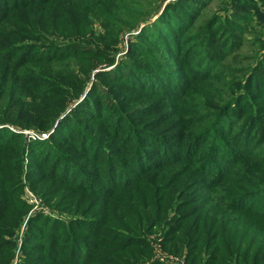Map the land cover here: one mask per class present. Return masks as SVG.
Instances as JSON below:
<instances>
[{"label": "rangeland", "instance_id": "obj_1", "mask_svg": "<svg viewBox=\"0 0 264 264\" xmlns=\"http://www.w3.org/2000/svg\"><path fill=\"white\" fill-rule=\"evenodd\" d=\"M31 1L0 0L2 106L35 101L0 122V264H264V0Z\"/></svg>", "mask_w": 264, "mask_h": 264}, {"label": "trees", "instance_id": "obj_2", "mask_svg": "<svg viewBox=\"0 0 264 264\" xmlns=\"http://www.w3.org/2000/svg\"><path fill=\"white\" fill-rule=\"evenodd\" d=\"M35 1V0H34ZM34 1H31V2H33V3H31V4H29L27 7H31L32 5H34ZM44 1H47V0H44ZM50 1H54V0H48V2L47 3H49ZM59 2H62V0H59ZM237 2H239V3H237ZM171 5V4H170ZM232 5H233V8L235 9L234 11H235V14H236V16H241V15H248L249 14V12L251 11V8L247 5V2H246V0H238V1H234L233 3H232ZM20 7V6H19ZM170 6L168 5L167 6V8L165 9V10H167L168 8H169ZM11 11V10H10ZM166 13H169L170 14V18L171 19H173V21H174V19H178L179 21H178V24L177 25H179L180 24V26L178 27L179 28V30L178 31H180V32H185V31H187V28L188 27H190L191 26V24L193 23V21H190L191 20V17L193 18V14H189V15H187L186 14V16H183V17H181L182 15H180V18H172V16H174L175 14L173 13H171V12H166ZM154 15L152 16V17H154V16H156V19H158V17L160 16V12L159 11H157L156 13H153ZM152 17L150 18V19H147V20H152ZM193 19H195V17L193 18ZM186 20H188V21H190V22H188V23H186ZM145 21V20H144ZM139 22H141V21H139ZM167 22V21H166ZM62 23H65V21H63ZM61 23V24H62ZM67 23V22H66ZM86 24V23H85ZM165 26V25H164ZM166 27V26H165ZM84 30H88L87 29V25H84ZM166 31L167 32H173V30L172 29H169V31H168V29L166 28ZM58 50V49H57ZM60 50V49H59ZM218 52V50L215 52V54ZM67 54V53H66ZM220 54H221V51H220ZM55 56H59V55H54V57ZM71 57V56H70ZM41 58H45L46 59V57H41ZM61 58H64V57H61ZM68 58H69V56H68ZM31 59V57H25V58H23V59H19V60H17V61H19V62H15L17 65L16 66H18L19 68L20 67H23V66H26L25 67V70H27V68H28V66H29V63L32 61V60H30ZM49 59H52V57L51 58H49ZM49 61V60H48ZM35 62V61H34ZM32 64H33V62H32ZM261 72H263V70H261ZM209 75H210V73H209ZM190 87V84L188 83V84H186L185 85V87H184V89H183V92H186V90L188 89ZM13 91H15V89L13 90ZM156 92V91H155ZM8 94H5V93H1L0 92V122L1 123H6V124H9V123H13L14 125H16L17 127H21V128H26L27 127V125H26V123L28 122L26 119H24L25 117H26V113L28 112V111H31V110H29V109H32L31 108V106H33V105H35V101H33V102H29V100H27V98H25V97H15L14 96V94H12V97L11 98H9V97H7L6 99H7V101H8V103H7V105L6 106H2V101H3V99H5V97L7 96ZM182 96H183V94H182ZM6 101V100H5ZM23 107H26V109H23V110H21ZM28 108V109H27ZM222 109H224V108H222ZM60 113L61 112H55L54 113V115L52 116V117H49V120L50 121H53L55 118L54 117H59L60 116ZM207 133V132H206ZM204 134L205 133H202V134H198V135H200L201 137H203L204 136ZM198 135L197 136H195V138L196 137H198ZM195 138H193V140L195 139ZM215 139V138H214ZM193 140H192V142H193ZM191 142V143H192ZM234 142L236 143V144H234ZM233 142V148H235V147H237V149H239V147L240 148H242L243 147V145L239 142V141H234ZM213 144V142H211V145ZM141 150V149H140ZM140 150L138 151L139 152V154H140V156H142V154H141V152H140ZM199 151V150H198ZM245 153H248V152H245ZM251 154V153H250ZM211 158L209 159V161L207 162V164H210L211 162ZM60 163H62V162H60ZM66 164V163H65ZM69 165V164H68ZM73 167H68V166H66V167H64L63 169H62V172H61V178L59 177V179H60V183L61 184H66V185H72V184H74V185H76V186H74V185H72V186H74V188L73 189H75V190H77L78 192H84L85 190H88V187L90 186L89 185V182L88 181H86V179H88V180H90V178H88L89 177V173H82V167H80V169H78L77 170V172H75L74 170L75 169H72ZM148 169H150V168H148L147 167V169H144V170H142L140 173H142V172H144V171H147ZM82 174H83V176H82ZM92 174V173H91ZM98 175V174H97ZM88 176V177H87ZM92 176V178H96V173H95V175L93 174V175H91ZM99 176V175H98ZM80 180L81 179V182L80 183H75V181H77V180ZM98 181V183L96 184V182L94 181V182H90V184L93 186V189L94 188H96V187H100L99 189H101V190H99V191H97L96 193H99V194H106L105 193V191L103 190V189H105V184H103L100 180H97ZM114 183H116V182H114ZM114 183L113 182H111V181H109L108 182V185H111L112 187H118V188H120L119 186H115L114 185ZM135 184V183H134ZM91 187V186H90ZM91 191V190H90ZM259 191H264V190H259ZM249 195V194H248ZM247 195V196H248ZM246 197V196H245ZM0 200H2V199H0ZM248 205H255V204H242V205H240V204H238L237 205V207L238 208H240V210H245L246 211V213H248L247 211H251V209L252 208H248L247 206ZM259 206V205H258ZM257 206V207H258ZM253 208L252 209V211H257L258 210V208ZM2 208V204H1V202H0V209ZM253 217H254V219L255 220H258L259 221V219L261 218V215H259V217L258 216H256V215H253ZM39 219H41L42 220V217H40ZM43 221V220H42ZM77 222H75L74 224L76 225V227H79V226H81V227H83V229L84 228H88V227H91V229H94V231H95V226H96V224L94 225V224H90V225H86L87 223H89L90 221L87 219V218H84V216L83 217H79L77 220H76ZM257 221V222H258ZM261 221H262V219H261ZM67 225H70V224H67ZM264 227V226H263ZM91 230H89V232H90ZM254 231L256 232V233H258L257 234V237L255 236V234L253 233V235H254V237L256 238V239H258L259 237H260V235L264 238V230L261 228V230L258 228V229H256V228H254ZM55 232H56V234H57V236H55L56 238H58L59 237V235H58V232H59V230H55ZM66 234V230H65V228L63 227V230H62V232H61V234ZM94 234L95 233H97V232H93ZM61 234H60V236H61ZM48 234H40V235H38L39 237H42L44 240L45 239H47L48 240V236H47ZM51 236H52V234L50 235V238H51ZM67 237V240H65L67 243H71L70 245H73V243H75L76 241L78 242V240H76L75 238H74V236H70L69 234L66 236ZM41 239V238H40ZM65 238L63 237V236H61V238L58 240V239H55V238H53L52 239V242L55 244V245H58V243L59 242H61V241H63ZM82 239V238H81ZM252 239V238H251ZM249 243H250V245H251V243H252V241H249ZM261 243H264V242H261ZM88 244H89V242H88ZM90 245V244H89ZM49 250H50V256H49V258L50 259H55V257L54 256H56V253L54 252V249H51V248H49ZM75 250V249H74ZM87 257H88V255H87ZM70 261H72V263L71 264H77V262H75V260H74V257L70 260ZM85 262H86V260L85 261H83L81 264H85Z\"/></svg>", "mask_w": 264, "mask_h": 264}]
</instances>
